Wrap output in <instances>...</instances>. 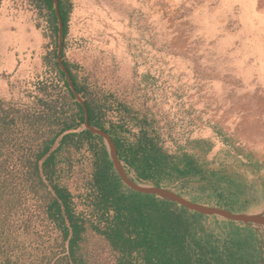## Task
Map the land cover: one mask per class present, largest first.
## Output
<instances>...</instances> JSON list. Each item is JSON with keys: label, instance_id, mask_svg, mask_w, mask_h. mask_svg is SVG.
Segmentation results:
<instances>
[{"label": "trees", "instance_id": "16d2710c", "mask_svg": "<svg viewBox=\"0 0 264 264\" xmlns=\"http://www.w3.org/2000/svg\"><path fill=\"white\" fill-rule=\"evenodd\" d=\"M31 1L47 22L52 75L38 80L26 101L0 96V264H255L249 227L220 221L207 235L198 220L206 215L121 182L103 138L83 127V107L56 61L53 1ZM57 8L61 61L88 123L109 134L132 178L189 186L197 192L192 201L245 209L251 200L234 189L236 180L240 170L264 168V156L230 143L231 151L209 158L213 142L206 138L167 145L154 114L104 91L65 57L72 1L57 0ZM79 162L88 172L80 175ZM89 237L105 245L109 260L87 248Z\"/></svg>", "mask_w": 264, "mask_h": 264}, {"label": "rangeland", "instance_id": "374dc122", "mask_svg": "<svg viewBox=\"0 0 264 264\" xmlns=\"http://www.w3.org/2000/svg\"><path fill=\"white\" fill-rule=\"evenodd\" d=\"M71 1L65 57L104 91L154 114L167 145L206 138L209 158L231 151L230 143L264 156V0ZM47 33L31 0H0L1 97L26 101L52 75ZM79 164L80 175L88 172ZM240 174L234 189L251 202L234 212L264 215V168ZM169 189L190 201L197 193ZM207 217L198 219L207 235L227 221ZM232 223L252 230L255 264H264V226ZM89 238L87 248L109 260L105 245Z\"/></svg>", "mask_w": 264, "mask_h": 264}, {"label": "water", "instance_id": "95a60500", "mask_svg": "<svg viewBox=\"0 0 264 264\" xmlns=\"http://www.w3.org/2000/svg\"><path fill=\"white\" fill-rule=\"evenodd\" d=\"M55 8V13L58 19V46L56 52V61L62 71L65 72L67 82L69 87L71 88L76 100L81 104L84 110V124L83 127L90 130L94 134L101 136L105 142L107 147L109 158L112 162V165L119 176L121 182L126 185L128 188L132 189L133 191L142 193V194H149L153 195L154 197L176 202L178 205L184 207L188 212H195L206 216H213L223 220H227L230 222L241 223L246 226H264V215L257 214V213H249V212H234L227 208L218 207L214 205H206L202 203H197L185 199L179 193L165 187L155 186L148 183L138 182L132 178V176L127 172L126 168L124 167L123 163L118 159L116 149L114 146L113 141L111 140L109 134L104 130L94 127L88 123L86 107L80 95L74 89L70 76L67 73L65 67L61 61V48H62V23L59 17V12L57 8V0H52Z\"/></svg>", "mask_w": 264, "mask_h": 264}]
</instances>
